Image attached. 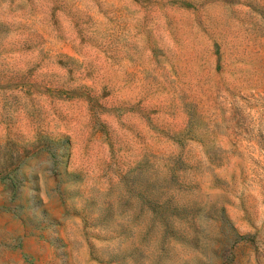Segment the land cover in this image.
<instances>
[{
  "label": "rangeland",
  "instance_id": "1",
  "mask_svg": "<svg viewBox=\"0 0 264 264\" xmlns=\"http://www.w3.org/2000/svg\"><path fill=\"white\" fill-rule=\"evenodd\" d=\"M1 207L0 264H264V0H0Z\"/></svg>",
  "mask_w": 264,
  "mask_h": 264
},
{
  "label": "crops",
  "instance_id": "2",
  "mask_svg": "<svg viewBox=\"0 0 264 264\" xmlns=\"http://www.w3.org/2000/svg\"><path fill=\"white\" fill-rule=\"evenodd\" d=\"M21 219L22 217L15 212L13 213L10 208H0V224H5L6 222H19Z\"/></svg>",
  "mask_w": 264,
  "mask_h": 264
}]
</instances>
